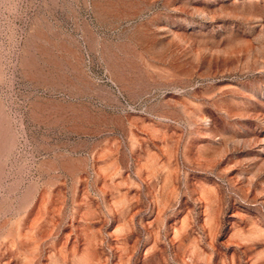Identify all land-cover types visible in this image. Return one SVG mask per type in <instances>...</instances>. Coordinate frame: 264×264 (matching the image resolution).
I'll use <instances>...</instances> for the list:
<instances>
[{"label":"rangeland","instance_id":"374dc122","mask_svg":"<svg viewBox=\"0 0 264 264\" xmlns=\"http://www.w3.org/2000/svg\"><path fill=\"white\" fill-rule=\"evenodd\" d=\"M0 264H264V0H0Z\"/></svg>","mask_w":264,"mask_h":264}]
</instances>
